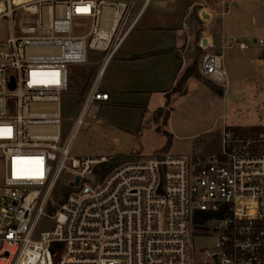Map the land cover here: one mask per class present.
I'll use <instances>...</instances> for the list:
<instances>
[{"label":"built area","instance_id":"2783aa9c","mask_svg":"<svg viewBox=\"0 0 264 264\" xmlns=\"http://www.w3.org/2000/svg\"><path fill=\"white\" fill-rule=\"evenodd\" d=\"M136 1L156 0H0L11 24L0 43V264H264V126H223L206 152L122 158L108 170L106 156L70 154L87 109L108 94L94 81L63 133L69 67L92 51L104 65ZM74 18L88 30L74 34ZM199 43L200 77L224 91L223 52ZM62 173L70 191L50 205ZM42 218L51 230L36 231ZM211 235L212 251L195 253L191 240Z\"/></svg>","mask_w":264,"mask_h":264},{"label":"crops","instance_id":"0c3cea01","mask_svg":"<svg viewBox=\"0 0 264 264\" xmlns=\"http://www.w3.org/2000/svg\"><path fill=\"white\" fill-rule=\"evenodd\" d=\"M151 3L141 8V1H136L130 19L132 27L119 46L104 65H101V58L97 69L91 66L96 71L89 87L95 81L94 86L108 94V100L95 102L97 105H110L125 92L140 91L148 93L150 98L157 97V102L151 107L153 112L154 108H162L169 109L170 113L171 103L185 96L171 93L172 87L186 69L193 65L195 72L198 66L199 74L203 53L199 41L202 42L203 39L206 41V50L223 52L224 55L229 85L225 91L216 93L223 100L227 94L230 100L238 102L249 92L251 99L264 104V59L261 58L264 44H259V40L264 43V0H190L184 7L176 0H160L155 3L163 6L161 10H149ZM232 11L248 13V18L244 20L245 27L251 28L253 24L255 34H262L258 40L251 32L239 29L241 23L238 13L226 20V16ZM202 13L208 14V18L201 19ZM248 19L251 24L247 22ZM251 41L258 44L251 45ZM158 50L165 52L137 59L130 58L136 54ZM88 70L91 71L90 68ZM107 71L109 80L102 88L100 81L102 82ZM199 76L200 74L197 75L198 78ZM197 77L189 76L185 83L187 89ZM166 93L170 94L168 105L165 103ZM223 106L226 107L224 104ZM240 115L241 111L237 109H233L229 115H223V126H257L250 122L242 123ZM92 122L98 123L97 120H91L86 121V125Z\"/></svg>","mask_w":264,"mask_h":264},{"label":"rangeland","instance_id":"374dc122","mask_svg":"<svg viewBox=\"0 0 264 264\" xmlns=\"http://www.w3.org/2000/svg\"><path fill=\"white\" fill-rule=\"evenodd\" d=\"M20 1L24 0H16L15 3ZM156 1H152L149 10L152 8L161 10L163 8V6H157ZM189 1L176 0L182 7L186 6ZM237 13L235 11L230 12L226 16V20H230ZM238 14L241 23L239 29L251 32L253 37L258 40L262 34H255L254 25L252 24L251 28L245 27L244 20L248 18V13L241 11ZM26 19L27 24H30L32 15L26 14ZM201 19L205 20L203 17ZM247 22L251 24L250 19ZM89 23L86 18H74L72 22L73 33L77 35L84 33L88 30ZM203 28L205 30V26ZM10 31V22L6 19L1 20L0 43L6 40ZM255 44H258V42L251 43V45ZM102 56L103 53L92 51L84 65L69 67V89L61 95L59 101L63 133L66 132L67 134L71 131L73 118L84 101L89 84ZM91 66L96 68L95 71L92 70ZM197 70L195 77L199 75ZM108 80L109 72L107 71L102 78V82L100 81V86L105 87ZM218 89H220L218 86L205 78L197 77V80L189 85L186 93L183 94L185 95L184 98H179L171 103L172 109L166 124L163 123V116L167 109H163L164 112L159 116L153 112L151 107L157 102V97L150 98L146 92H125L124 95L118 96L114 103L106 106L93 103L87 109L85 119L90 122L91 120H97L98 123L84 124L78 130L72 139L70 154L77 158L106 156L111 163L109 169L122 158H146L153 153L167 152L168 150L172 154L184 155L206 152L211 149V144L215 142L217 132H221L223 128V115L231 114L233 109L241 111L242 123L250 122L257 126L264 124V104L255 101L253 98L251 99L249 92L237 102L230 100V96H227V94L224 95L223 100L216 93ZM260 95L259 93L258 96ZM93 115L97 119H93ZM225 118L226 121H229V118ZM164 131L171 135L169 147H164L167 142ZM67 180L68 174L62 173L55 188L50 191L48 196L50 205L61 199L62 189ZM53 225V220L42 218L37 224L36 231L51 230ZM215 243L216 236L211 235L194 237L190 245L195 249V253H201L199 251L201 248H206L207 252H211V248L214 247Z\"/></svg>","mask_w":264,"mask_h":264},{"label":"trees","instance_id":"16d2710c","mask_svg":"<svg viewBox=\"0 0 264 264\" xmlns=\"http://www.w3.org/2000/svg\"><path fill=\"white\" fill-rule=\"evenodd\" d=\"M165 52V50H158V51H153V52H147V53H142V54H136V55H133L132 57H130L131 59H137V58H142V57H146V56H153V55H156V54H159V53H163ZM261 58L264 59V50L262 51L261 53ZM191 75H196L195 74V69H194V65L187 68L186 71L184 72V74L180 77V79L176 82L175 86L172 87L171 89V93H179L181 95L185 94L186 91H187V88H186V80L189 78V76ZM217 92H222L221 89H218ZM169 97H170V94H167L166 93V105H168L169 103ZM164 111L162 108H158L155 110V113L159 116L160 114H162ZM169 117V109H167L165 112H164V116H163V123L166 124L167 122V119ZM254 128H259L258 126H255ZM165 135H166V138H167V142L166 144L164 145V147H169V145L171 144L170 141H171V135L167 132H165ZM110 165H108L107 167H105L103 170H108V167ZM70 191V188L69 187H64L62 189V198H65L66 195L68 194V192ZM62 200V199H61ZM60 200V202H61ZM56 208V206H53V207H50L49 208V211H53L54 209Z\"/></svg>","mask_w":264,"mask_h":264},{"label":"water","instance_id":"95a60500","mask_svg":"<svg viewBox=\"0 0 264 264\" xmlns=\"http://www.w3.org/2000/svg\"><path fill=\"white\" fill-rule=\"evenodd\" d=\"M201 17L207 19V18H208V14H206V13H202V14H201ZM201 44H202L204 47L206 46V41H205V39L202 40ZM10 87H13V83H12V82H11V84H10ZM97 170L100 171V167H98ZM77 181H78V178L75 179V184L77 183Z\"/></svg>","mask_w":264,"mask_h":264},{"label":"bare ground","instance_id":"6f19581e","mask_svg":"<svg viewBox=\"0 0 264 264\" xmlns=\"http://www.w3.org/2000/svg\"><path fill=\"white\" fill-rule=\"evenodd\" d=\"M16 1V0H15ZM72 142V141H71ZM70 146H71V144H70Z\"/></svg>","mask_w":264,"mask_h":264}]
</instances>
